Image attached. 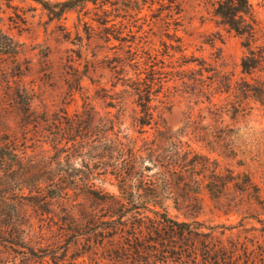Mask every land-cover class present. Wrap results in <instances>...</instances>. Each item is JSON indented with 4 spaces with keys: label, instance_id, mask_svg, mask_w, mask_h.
Instances as JSON below:
<instances>
[{
    "label": "rangeland",
    "instance_id": "374dc122",
    "mask_svg": "<svg viewBox=\"0 0 264 264\" xmlns=\"http://www.w3.org/2000/svg\"><path fill=\"white\" fill-rule=\"evenodd\" d=\"M219 1L0 0L1 213L21 223L0 264H264V71L240 66L247 42L264 50V0L250 38ZM137 75L157 123L142 135ZM107 114L137 146L157 129L164 154L183 144L187 178L157 183L170 221L118 212L115 181L89 177ZM48 182L95 192L49 199Z\"/></svg>",
    "mask_w": 264,
    "mask_h": 264
},
{
    "label": "trees",
    "instance_id": "16d2710c",
    "mask_svg": "<svg viewBox=\"0 0 264 264\" xmlns=\"http://www.w3.org/2000/svg\"><path fill=\"white\" fill-rule=\"evenodd\" d=\"M215 14L236 35L245 38L252 37V10L248 0H220L215 8ZM244 48L246 54L241 59L240 64L242 72L249 73L256 68L264 71V50L261 48L254 50L248 42ZM138 76L136 81L126 87L133 90L138 98L135 103L140 107V111L139 114L135 112L133 122L134 126L139 128L138 133L142 135L145 133V127H151L152 124L156 125L157 123L154 112L149 105L152 87L150 84H145L144 88H141V79ZM123 86L125 85L122 84ZM28 107L30 106L28 105ZM102 122L100 149L103 153L101 156H97L101 161L100 166L102 168L93 165L94 167L89 169V177L96 173L104 177L109 176L115 181V187L119 193L116 201L118 212L125 211L144 215L142 217L148 222L151 219L145 216V213L152 214L159 223L166 220L170 221L163 206L164 198L160 196L157 183L161 181L162 190L169 195L175 180L184 181L187 178L184 177L183 173H185L184 168L189 163L184 159V156L187 158L188 153L185 152L183 144L177 141L169 154H164L158 140H162L163 135L169 134L170 131H166L167 129L162 131L156 127L158 139L156 137L153 141H149L142 137L140 139L141 145L137 146V139L128 138L122 133L116 117L107 114L103 117ZM92 150H94L93 146ZM152 169L158 171L154 176L148 175ZM93 188L94 185L87 182L81 185L48 182V184L37 185L35 190L39 194H48L45 197L49 199H65L69 196L70 189H83L87 194H91L95 192ZM6 205V202H0V233L21 225L20 220H18L20 215L11 217L1 213V209L5 208ZM174 205L178 206V201L174 200ZM2 217L7 219L2 220ZM174 225L181 226L184 224Z\"/></svg>",
    "mask_w": 264,
    "mask_h": 264
}]
</instances>
